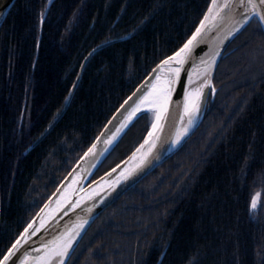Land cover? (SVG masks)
I'll return each instance as SVG.
<instances>
[{"label":"trees","instance_id":"obj_1","mask_svg":"<svg viewBox=\"0 0 264 264\" xmlns=\"http://www.w3.org/2000/svg\"><path fill=\"white\" fill-rule=\"evenodd\" d=\"M210 1L16 0L0 29V251ZM213 85L194 135L96 219L67 264H264L257 18L228 47ZM152 120L139 117L92 180L127 157Z\"/></svg>","mask_w":264,"mask_h":264},{"label":"water","instance_id":"obj_2","mask_svg":"<svg viewBox=\"0 0 264 264\" xmlns=\"http://www.w3.org/2000/svg\"><path fill=\"white\" fill-rule=\"evenodd\" d=\"M15 2L16 0H0V29ZM241 12H243L242 8L236 9L232 13H229L224 21L217 22L216 26L213 27L212 31L209 33V40L216 37L218 33L221 38L225 37L227 35V31L231 28L232 20H239ZM254 18L258 19V17ZM253 19H251L247 24L240 28L239 31L233 32L232 35L227 36L226 39H223V43L219 46L220 56L216 58V66L211 72L212 85L218 66L228 47L244 31V29L250 24ZM103 46L104 45H102L101 47ZM208 49V43L199 44L194 52V55L197 57L201 56L203 55V52H207ZM160 62L157 65H159ZM157 65L116 109V111L107 121L92 144L73 165L68 174L56 187L55 191L49 196V198L45 201V203L40 207L38 212L29 222L33 223L35 227H39L40 221H44V227L41 228V231L37 233L36 236L32 237L33 241L52 240L54 237L69 229H73L74 231L79 232V235L76 236L73 242L74 250H70V256L66 258V264L68 263L77 246L79 245L89 228L92 226V224L96 221V219L110 205L119 200L125 193L138 185L143 179L149 176L159 166H161L164 162H166L169 158L176 154L194 135L203 120L205 111L208 106L210 94L212 92L211 87L203 89V95L199 101L200 111L196 118L194 127H192L189 133L183 137L179 144L172 143L176 128L180 126L179 116L183 111L185 92L191 90L193 87H195V83H198L196 81V75L193 73L192 79L194 81V84H188L187 74L188 72L192 71L191 61H189V63H186L184 65V69L186 71L181 72L179 82L173 85L174 92L169 104V116L167 121L164 122L163 130L156 133V135L160 138L156 141V147L153 149V152L148 158L150 163H147L140 169L136 170L135 173L132 176H129L127 179H120L119 183H117V180L119 179L121 173L126 168L132 167L136 163H138L139 154H137L136 159H133V153H136L137 149H139L141 144L144 143V140L148 135L147 132L140 144L127 157H125L121 162H119L117 165H115L113 168H111L109 171H107L97 179L92 180L99 168L117 147L132 124L143 115L141 113H137V116L134 117L132 121L126 122V109H129V105L132 102L129 101V104L126 105L125 101L128 100L130 96H133V93H137V91L141 89L148 81L153 79V70L157 68ZM79 80L80 75L73 86L72 94L74 93ZM122 105H124L123 108L121 107ZM55 123L49 128V130L55 125ZM125 123L127 124V126L124 127L115 136L114 139H112L111 143H106V141L113 137V134L116 133V130L118 128H121V125ZM93 145H95L94 148ZM89 148H93V151L85 157V153L88 152ZM144 150L146 151L147 149L145 148ZM77 201H80L78 206L72 207V205L76 204ZM84 221L87 222L84 223ZM28 224L26 225V227L28 226ZM81 224L83 225L82 227H74Z\"/></svg>","mask_w":264,"mask_h":264},{"label":"snow or ice","instance_id":"obj_3","mask_svg":"<svg viewBox=\"0 0 264 264\" xmlns=\"http://www.w3.org/2000/svg\"><path fill=\"white\" fill-rule=\"evenodd\" d=\"M240 8L243 9V12L240 13V19L232 20L231 28L227 31V35L221 38L218 33L216 37L209 40V33L217 22L224 21L229 13ZM254 17H258L261 22V29L264 30V0H211L203 19L199 22V26L195 28V31L192 32L183 46L172 55L161 60L157 68L153 70V79L125 101L126 105L129 104V101L132 102L129 105V109H126V122L132 121L137 116V113L146 114L147 112L153 113V120L144 143L141 144L136 153H133V159H136L137 154H139L138 163L126 168L121 173L117 183H119L120 179H127L136 170L150 163L148 158L156 147V141L160 138L156 133L163 130L164 122L167 121L169 116V104L174 92L173 85L179 82L181 72L186 71L184 65L189 63V61H191L192 71L187 74L188 84H194L193 73L196 75L198 83H195V87L191 90L185 92L183 111L179 116L180 126L176 128L172 143L179 144L183 137L194 127L200 111L199 101L203 95V89L211 87V91L215 92V87L212 85L211 72L216 66V58L220 56V44L223 43V39L232 35L233 32L239 31ZM104 43L107 44L109 41L106 40ZM202 43H208L209 49L207 52H203V55L197 57L194 52L197 46ZM121 107L123 108L124 105ZM126 126V123L122 124L121 128H118L113 137L106 143H111L112 139ZM94 147L95 145H93ZM93 148H89L88 152L85 153V157L93 151ZM145 148L147 149L146 151L144 150ZM260 196L261 193L259 192L253 196L251 201L253 209L257 207V199ZM79 203L80 201H77L72 207L78 206ZM86 222L84 221V223ZM82 226L81 224L74 227L79 228ZM43 227V220L40 221L39 227L29 223L14 242L11 243L10 247H7L5 251H0V264H66V258L70 256V250H74L73 242L79 232L69 229L52 240L33 241L32 237L36 236Z\"/></svg>","mask_w":264,"mask_h":264},{"label":"rangeland","instance_id":"obj_4","mask_svg":"<svg viewBox=\"0 0 264 264\" xmlns=\"http://www.w3.org/2000/svg\"><path fill=\"white\" fill-rule=\"evenodd\" d=\"M52 125H53V124H52ZM48 130H49V129H48ZM47 132H48V131H46V133H47ZM46 133H45V134H46ZM45 134H44V135H45ZM259 200H260V199L258 198V199H257V207H258V204H259ZM257 207H256V208H257ZM251 208H252V207H251ZM256 208H255V209H256ZM255 209L252 208V210H255Z\"/></svg>","mask_w":264,"mask_h":264}]
</instances>
